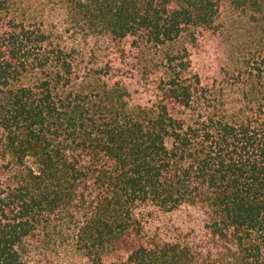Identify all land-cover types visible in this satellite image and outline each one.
Segmentation results:
<instances>
[{
  "label": "trees",
  "instance_id": "16d2710c",
  "mask_svg": "<svg viewBox=\"0 0 264 264\" xmlns=\"http://www.w3.org/2000/svg\"><path fill=\"white\" fill-rule=\"evenodd\" d=\"M39 1L107 51L0 0V264L39 234L90 264H264V37L209 83L171 47L216 30L219 0ZM231 2L264 27V0Z\"/></svg>",
  "mask_w": 264,
  "mask_h": 264
},
{
  "label": "rangeland",
  "instance_id": "374dc122",
  "mask_svg": "<svg viewBox=\"0 0 264 264\" xmlns=\"http://www.w3.org/2000/svg\"><path fill=\"white\" fill-rule=\"evenodd\" d=\"M34 1H36L35 8L37 7L41 15L46 17L44 21L47 28L55 33L59 43L88 52L91 58H97L100 54V61L106 57V47L102 49L101 42L98 45L95 44L87 32H80L76 38L72 33L65 32L67 28L64 25L65 17L59 8L53 9L54 2H50L48 5L44 1ZM219 2L221 7L216 30L202 31L196 41L187 35L183 36L171 47V50L176 52L187 50L194 72L200 74L202 79L209 83L224 80V73L235 68L240 60H244L245 55L256 50L264 37V27L252 21L242 11L236 10L231 0H219ZM131 44L126 43L130 61L124 62V73L128 74L131 73L129 68L133 65L138 67L143 58L142 51L136 45L132 47ZM126 83L131 85L130 89L133 92L139 87L137 80H126ZM137 96L138 94H135L134 100L139 99ZM72 157L77 158L83 168L90 166L94 161L83 152L73 153ZM26 245L28 264H90L85 256L77 253L71 245L64 244L63 240L57 236L50 237L48 234H39Z\"/></svg>",
  "mask_w": 264,
  "mask_h": 264
}]
</instances>
